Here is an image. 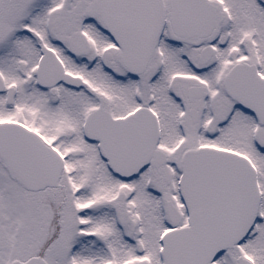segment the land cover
<instances>
[{"label":"snow or ice","instance_id":"1","mask_svg":"<svg viewBox=\"0 0 264 264\" xmlns=\"http://www.w3.org/2000/svg\"><path fill=\"white\" fill-rule=\"evenodd\" d=\"M0 264H264V0H0Z\"/></svg>","mask_w":264,"mask_h":264}]
</instances>
